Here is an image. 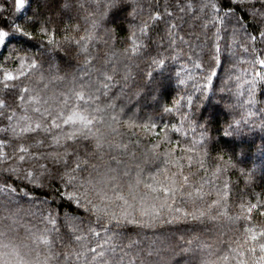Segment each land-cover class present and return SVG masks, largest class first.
I'll return each instance as SVG.
<instances>
[{
    "label": "trees",
    "instance_id": "trees-1",
    "mask_svg": "<svg viewBox=\"0 0 264 264\" xmlns=\"http://www.w3.org/2000/svg\"><path fill=\"white\" fill-rule=\"evenodd\" d=\"M64 2L29 0L28 6L19 15H32L33 11L39 13L41 19L50 21V30L61 41L66 35L77 39L84 36L85 29L91 28V21L96 20L94 39L88 42L89 54L94 58L89 64L83 63L84 56L79 53L77 45L65 41L62 48L49 53L46 51L47 41L42 45L37 35L27 41L23 38L9 40L6 47H0V65L15 75L19 61H6L5 57L13 47L26 50L39 61V66L15 81L19 88L27 86L32 90L31 94H39L42 99L52 96L61 99L60 93L69 89L83 91L84 100L76 102L72 98L70 103H77L79 108L85 109L83 114L89 118L103 116L105 125L111 124L112 116L116 115L120 121L118 128L112 125L117 128L116 132L106 126L96 127L101 128L106 140L124 144L126 148L110 149L105 146L101 153L91 140L69 141L66 144L69 158L65 166L63 162L55 164L49 157L52 152L63 153L64 147L51 145L46 136L36 133L12 138L10 134L0 133V140L9 141L10 146L5 147L9 156L15 150L17 155L26 157L24 161L15 157L0 160V189H4L0 190V225L10 228L9 238L17 243H27L29 247L28 229L39 233L47 228L53 250L60 253L80 251L81 244L87 247L105 246L107 241L108 246H114V251L109 248V258L116 262L122 260V264H201L206 253L202 254L199 244L211 246L214 254L210 258L213 260L217 255L230 254V247L243 243L245 228L258 231L259 226L264 225V215L260 214L264 212V207L259 205L252 213H245L250 219L237 221L227 219L217 208H206L216 198V191L223 189L224 183L228 184V216H238L241 204L247 206L257 203L258 199L264 200V131L259 126L264 120V80L257 79L250 97L252 56L244 51V47L252 45L253 42L248 39V35H252L256 37L257 54L264 56V41L259 38L264 18L257 16L254 19L250 11L252 6L259 11L261 0H214L218 3L217 12L224 18L223 24L211 19L214 13L208 8L200 10V5L207 0H191V11L186 8L189 0H116L113 7H107L110 0H72L71 9L63 7ZM181 8L185 10L181 11ZM229 11L239 17V24L233 17L225 16ZM157 12L160 13L159 20L149 19ZM144 22L149 24V29L142 34L139 28ZM169 25L176 27L170 29ZM133 26L137 42L141 45L138 53L130 49ZM218 29L219 38L216 35ZM31 30L35 31V27ZM126 48L127 53L124 51ZM159 59H164L165 63L158 67L153 61ZM255 68L256 71H264V66L256 65ZM41 75L44 80L40 79ZM53 75L63 77V80L49 83ZM105 75L113 76V79L109 81ZM45 84H48L47 88ZM103 84H108L107 95L104 94ZM238 84L241 85L239 102ZM19 88L14 94L0 85V99L16 107L19 104L16 98ZM68 94L72 96L71 92ZM90 96H96L97 100H89ZM189 96L192 97L190 106ZM49 102L52 103L51 100ZM109 104L113 107L108 108ZM96 108H104L105 111L97 113L94 111ZM165 108L173 110L165 112ZM184 112L188 113L191 125L187 120H181ZM249 112L255 115H248ZM30 114L34 120L40 118L39 114ZM234 120L240 121L239 125L233 124L234 128L241 127L240 135H224V130ZM125 121L131 122L134 127L129 128ZM153 123L156 128H144V125ZM6 124V120H0V126ZM201 124L205 126L203 129L198 127ZM172 125L181 128L184 134L174 131ZM63 127L67 131L70 126ZM201 131L207 135L206 141L198 145L208 153L202 157L204 169L196 162L198 158H194L192 164L181 160L180 169L175 164L167 165V168L169 173L181 171L189 178L187 191L194 193L197 186H202L209 193L195 204L191 198H182L178 194L175 207L182 211L205 209L216 217L214 220L206 215L200 220L181 218L155 227L111 225L105 232L94 215L63 195L66 189L60 176L66 167L75 168L77 163L80 167L75 175L80 180L88 178L89 174L95 176L97 171H104L107 167H114L118 174L129 172L128 176L119 177L120 184L126 188L127 183L135 179L139 166L142 180L153 183L151 176L166 165L163 157L159 161L152 160V145L158 144L157 151L163 153L175 144L173 156L183 157L190 153L183 152L181 145L188 146L194 138L199 139ZM165 134L171 144L162 139ZM36 139H43L45 146H37ZM21 145L29 149L28 154L19 151ZM73 153L80 157V161L87 160V164L74 162ZM113 156L120 161L119 165L110 159ZM229 161L230 164L227 163ZM40 165L45 167L42 169ZM93 165L99 168L94 169ZM217 165L223 171L217 173L214 179L212 173ZM10 167L18 171H4ZM29 171L33 172L35 183L27 177ZM157 179L162 180L163 177L158 176ZM203 181L209 183L204 184ZM5 185L10 187L5 189ZM76 187L78 191L85 190V185L79 181ZM140 188L143 190V183ZM109 194H112L110 189ZM89 199L96 202L91 192ZM147 203L151 204V201ZM49 216L57 220L56 225L48 223L45 218ZM53 228L56 231H52ZM74 228L78 230L73 231ZM89 229L95 230L98 235H93ZM76 235L83 236L79 243L74 239ZM186 248L192 250L186 252ZM60 258L63 259V256ZM69 264H75L74 258H70ZM230 264H235V260Z\"/></svg>",
    "mask_w": 264,
    "mask_h": 264
},
{
    "label": "snow or ice",
    "instance_id": "snow-or-ice-1",
    "mask_svg": "<svg viewBox=\"0 0 264 264\" xmlns=\"http://www.w3.org/2000/svg\"><path fill=\"white\" fill-rule=\"evenodd\" d=\"M48 0H45L47 3ZM29 4V0H0V47H6L9 40H19L23 38L25 41L32 40L39 35L41 44L43 45L47 41L46 51L52 53L56 49L62 48L63 42H71L78 46L79 53L83 54L84 64H89L94 58L89 54V41L94 39V28L97 26V21H91V28L85 29V35L80 36L78 39L72 36L66 35L63 38V41L57 40L55 34L50 30L48 19H41L40 14L33 11L32 15H23L21 17L19 14L24 10ZM116 4V0H110L107 4V7H113ZM63 7L71 9L72 0H65ZM188 11L192 9L191 0L186 4ZM205 8H208L214 15L211 17L212 20L217 23L223 24L224 18L220 16L217 12L218 3L214 0H207V3H202L200 5V10L203 11ZM184 11V8L180 9ZM253 18L257 16L264 18V0H261V9L257 11L255 6L250 8ZM135 12V9H133ZM169 15H171L169 13ZM225 16H231L235 19L236 23L239 24V17L235 16V13L229 11L225 13ZM160 13H155L153 16H150L149 19L159 20ZM207 22L205 23V27ZM214 26V25H213ZM35 27V31L31 30ZM175 25H169V28H174ZM149 29V24L144 22L139 28L140 33H145ZM171 34V33H170ZM217 38H219V29L217 30ZM259 38L261 41H264V27H261L259 31ZM248 39L253 43L250 47H244L246 53L251 54L252 59L250 63L253 65L252 71L253 76L250 83V88L248 95L251 97L253 90L256 87L257 79L264 80V71H256L255 66L261 65L264 66V56L257 54L255 48L256 37L248 35ZM131 44L130 49L133 53H138L141 50V45L138 44L136 39V30L133 26V31L131 34ZM171 43H175L172 41ZM219 46L217 45V48ZM125 53L128 52L126 48ZM23 53V54H22ZM114 55V54H112ZM112 57L110 56L109 59ZM5 60L19 61L18 66L16 67L15 75L13 71L3 68L2 69V79H0V85H3V89L6 91L16 93V90L19 88L18 84L15 82L19 78L25 77L26 73L29 70H34L39 66V61L34 57L30 56L26 50L11 48L9 50V55L5 57ZM107 63V61H106ZM154 64L158 67L164 65L165 60L159 59L154 60ZM113 71H115V65H113ZM84 75H87L85 73ZM41 80H44L43 75L40 76ZM105 79L111 81L113 76L105 75ZM210 79V77H209ZM63 80V77L58 75H53L49 79V83L52 81ZM184 81H181L183 83ZM45 88L48 87V84L44 85ZM104 89V94L108 93V84L102 85ZM241 85H237V99L239 98V89ZM31 89L27 86L19 88V93L16 98L19 100V104L16 107L10 106L5 99H0V120H6L7 124L0 126V133L10 134L12 138L22 137L24 134H42L46 136L49 143L55 146H63L64 152H52L49 153V157L55 164H61L63 162L65 166L67 165V159L69 154L67 151V142H75L78 139H83L85 141L91 140L94 142V147L97 151L102 153V150L105 146L110 149H121L126 148V145L116 143L115 141H108L105 139L104 134L101 132L100 127L96 125L106 126L111 129L113 132L117 131V128L120 125V121L116 115H113L111 124L105 125L103 116L93 115L89 118L87 115H84L83 112L85 109L78 107L77 103H70L71 99L74 98L76 102L82 101L85 99L83 91H73L69 89L68 92L72 93L70 97L68 92L60 93L61 99H58L56 96L48 97L42 99L39 94H31ZM99 91V89H97ZM203 91L207 92V89ZM89 100L96 101V96H90ZM52 101L50 103L49 101ZM189 106L192 103V97L187 98ZM239 102V99H238ZM176 103H179L177 101ZM245 103H248L247 101ZM44 105H47L46 107ZM243 107L244 105H240ZM108 108L113 107L111 104L107 105ZM231 107V105H229ZM67 110V113H66ZM172 108H165V112H171ZM97 113H103L104 108L94 109ZM264 111V110H262ZM30 113L39 114V119H33V115ZM248 115H255L254 113L249 112ZM181 120H187L189 125L192 124L188 120V113L184 112L181 116ZM125 124L129 128L134 127V125L125 121ZM117 125V128L112 127V125ZM233 124L239 125V120H234L232 123H229L227 128L224 130V135H240L241 127H233ZM64 125L70 126L67 131L64 130ZM261 130L264 131V120L261 121L259 125ZM148 127L156 128V124L153 123L150 126L144 125V128ZM200 129H203L204 125H198ZM174 131L184 134L181 128L172 125ZM164 141H168L169 137L167 134L162 136ZM207 135L205 132L201 131L199 139H193L188 146L181 145V150L185 153H190L183 157L173 156L175 152L176 145L172 144L166 151L163 153L157 151L158 144H153L151 147V154L153 161H159L163 157V162L166 165L163 169H158L156 174L151 176L153 183H145L142 180L141 173L142 170L137 166V173L134 180H131L127 183L126 188L124 185L120 184L119 177L120 175L128 176L129 172L125 171L121 174L117 173V169L114 167H107L104 171H97L96 175L93 176L89 174L88 178L80 180V178L75 175L80 167V163L76 164L75 168L66 167L64 173L61 174L60 179L64 182L66 191L63 193L69 200H75L80 207L85 208L86 211L94 215L96 221L101 224V227L105 232H107L109 226L115 225L119 227L123 224H132L142 227H155L158 224L163 223H174L181 218L191 219V220H200L208 215L209 219H216L215 216L208 214L205 209H196L193 211L183 210L179 207H175L176 197L179 194L180 197H188L192 199V203L195 204L197 200H204L209 196L208 192L204 191L202 186H197L195 192L187 191L189 187V178L183 174L181 171L177 172H168L167 165L175 164L177 169L182 168L181 160H186L189 164L193 163L194 158L199 163L200 168L204 169L205 162L202 157L208 155L206 151L198 148V145L202 141H206ZM35 144L37 146H45L43 139H36ZM10 146L8 140H0V160H8L13 157L18 158L20 161L26 159L25 155H17L16 151L13 150L11 156L5 152V147ZM19 151L22 153H29L27 147L22 145L19 148ZM30 155L35 156L36 153H31ZM75 156V161H80V157L73 153ZM111 160L116 161L119 165L120 161L116 159L115 156L110 157ZM81 163L87 164V160L80 161ZM227 163H231L230 161ZM43 169L45 166L40 165ZM94 169H98V165L92 166ZM7 172H17L18 169L15 167H10L4 169ZM223 169L219 165L215 168L212 173L213 178L215 179L217 173H222ZM158 176H162L163 179H157ZM27 177L32 178V182L35 183L33 172L29 171ZM79 181L81 184L85 185V190L83 192L78 191L76 184ZM143 183V190H141L140 185ZM204 184L209 183L208 181H203ZM154 185H158L154 186ZM9 185H5V189L9 188ZM72 189V190H67ZM109 189L111 190V195L109 194ZM4 190V189H0ZM14 191V189H13ZM93 194L96 198V202L92 199H89V194ZM228 184H223L222 190L216 191V198L211 200V203L206 206L208 210L213 208L219 209L222 214L229 220L237 221L241 218L250 219V216H246L245 213H252L253 209H256L258 205L264 207V200H257L255 204H249L245 206L244 204L240 205L241 212L238 216H228L226 210L227 207V197H228ZM151 201V204H148V201ZM172 203H169V201ZM175 213L176 215H173ZM182 213V216L180 215ZM264 215V212L260 213ZM50 225H56L57 220L52 216L46 217ZM73 219H75L73 217ZM15 223V221H13ZM28 229V226H25ZM72 227V225H69ZM10 228L0 225V264H69L70 258H74L75 264H122L116 262L113 259L109 258V248L114 251V246H108V242L105 241V246L96 245V247H87L83 244L80 245V251H64L63 253L56 252L53 250L52 241L49 237V229L45 228L42 232L34 233L30 229L29 232V241L31 247L27 243H17L8 236ZM78 229H73L77 231ZM52 231H56L55 228ZM93 235H98L93 229H89ZM115 235V233H114ZM75 241L79 243L82 239V235H76L74 237ZM191 244V241L189 242ZM198 248L206 255L202 256L201 264H230L232 260H235V264H264V225L259 226L257 231L255 228H245L244 229V238L243 243H237L236 247H230L229 252L217 255L216 259L213 260L210 257L214 254L211 251V246L207 244H199ZM192 249L186 248L184 251H191ZM247 253V258L245 254ZM63 256V259L60 257ZM90 257V259H88Z\"/></svg>",
    "mask_w": 264,
    "mask_h": 264
},
{
    "label": "rangeland",
    "instance_id": "rangeland-1",
    "mask_svg": "<svg viewBox=\"0 0 264 264\" xmlns=\"http://www.w3.org/2000/svg\"><path fill=\"white\" fill-rule=\"evenodd\" d=\"M160 264V263H159Z\"/></svg>",
    "mask_w": 264,
    "mask_h": 264
}]
</instances>
